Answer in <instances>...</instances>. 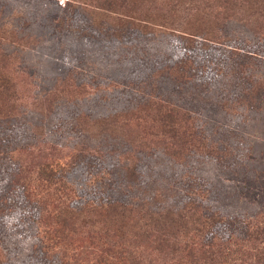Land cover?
I'll return each instance as SVG.
<instances>
[{"label": "rangeland", "instance_id": "1", "mask_svg": "<svg viewBox=\"0 0 264 264\" xmlns=\"http://www.w3.org/2000/svg\"><path fill=\"white\" fill-rule=\"evenodd\" d=\"M262 91L264 0H0V264H180L189 198L264 226ZM46 157L62 227L15 186Z\"/></svg>", "mask_w": 264, "mask_h": 264}, {"label": "trees", "instance_id": "2", "mask_svg": "<svg viewBox=\"0 0 264 264\" xmlns=\"http://www.w3.org/2000/svg\"><path fill=\"white\" fill-rule=\"evenodd\" d=\"M263 87V86H262ZM259 89V91L262 89ZM260 99L264 104V91L260 94ZM172 110V109H171ZM170 115H172L170 113ZM191 138L199 141L196 133L191 132ZM208 152V150H206ZM67 165L58 160L54 161L52 158L46 157L35 167V181L36 188L30 190L28 186L16 184L19 189L25 194L27 198L31 197L36 203L44 205L47 216L51 217L52 222L57 223L62 227L65 217L71 208L74 206L72 202L77 198L73 189L67 184L65 173L67 172ZM17 174V168L13 167L9 172L8 183L14 181ZM9 202L5 197L0 196V211L6 208ZM99 209L100 211L111 210V212H123L127 205L121 204L118 201H107L106 204L98 203V205L89 204L88 207ZM180 220L186 219L188 225L184 230L183 237H187L185 242L179 246L180 251L184 252L185 259L180 264H247L250 253L257 262L264 264V226L252 224L248 220L240 219L238 217L222 219V217L205 207L201 202L194 198H189L182 205V212ZM225 224L228 233L231 236L225 238L216 234L215 226ZM185 229V226H182ZM59 236L56 229L48 228L43 233L45 245L43 247L51 248L56 244V237ZM193 236L196 240H193ZM235 237L229 245L224 244L230 242V238ZM198 237V238H197ZM249 248L248 251L237 248ZM252 250V251H250ZM112 249L100 252V257L96 258L90 264H124L122 261L125 257L119 253L113 255L117 257L114 261L108 254ZM119 260V261H118ZM246 261V262H245ZM133 264V263H129Z\"/></svg>", "mask_w": 264, "mask_h": 264}]
</instances>
